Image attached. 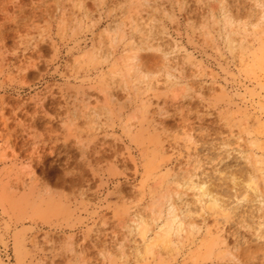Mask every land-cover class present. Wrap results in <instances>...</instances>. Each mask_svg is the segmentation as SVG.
Returning <instances> with one entry per match:
<instances>
[{"label":"rangeland","instance_id":"374dc122","mask_svg":"<svg viewBox=\"0 0 264 264\" xmlns=\"http://www.w3.org/2000/svg\"><path fill=\"white\" fill-rule=\"evenodd\" d=\"M0 264H264V0H0Z\"/></svg>","mask_w":264,"mask_h":264},{"label":"bare ground","instance_id":"6f19581e","mask_svg":"<svg viewBox=\"0 0 264 264\" xmlns=\"http://www.w3.org/2000/svg\"><path fill=\"white\" fill-rule=\"evenodd\" d=\"M149 1H150V0H149ZM151 7H153V8H154V6H150V8H151ZM157 7H158V6H157ZM157 7H156V8H157ZM42 9H43V8H42ZM154 9H155V8H154ZM41 164H42V163H41ZM44 164H45V163H44Z\"/></svg>","mask_w":264,"mask_h":264}]
</instances>
